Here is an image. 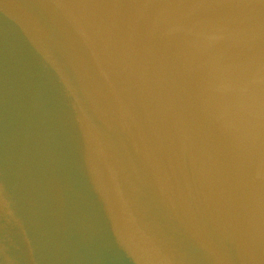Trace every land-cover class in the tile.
Masks as SVG:
<instances>
[{
	"label": "water",
	"instance_id": "water-1",
	"mask_svg": "<svg viewBox=\"0 0 264 264\" xmlns=\"http://www.w3.org/2000/svg\"><path fill=\"white\" fill-rule=\"evenodd\" d=\"M0 264H264V0H0Z\"/></svg>",
	"mask_w": 264,
	"mask_h": 264
}]
</instances>
